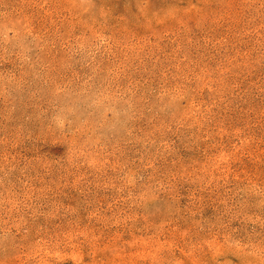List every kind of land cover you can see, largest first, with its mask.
I'll list each match as a JSON object with an SVG mask.
<instances>
[{
    "label": "rangeland",
    "instance_id": "1",
    "mask_svg": "<svg viewBox=\"0 0 264 264\" xmlns=\"http://www.w3.org/2000/svg\"><path fill=\"white\" fill-rule=\"evenodd\" d=\"M0 264H264V0H0Z\"/></svg>",
    "mask_w": 264,
    "mask_h": 264
}]
</instances>
